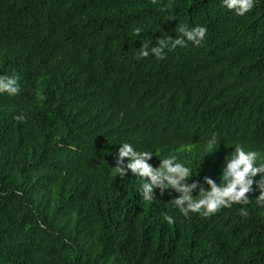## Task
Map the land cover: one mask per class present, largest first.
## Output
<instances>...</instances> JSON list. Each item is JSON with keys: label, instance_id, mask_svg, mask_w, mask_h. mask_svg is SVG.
Returning a JSON list of instances; mask_svg holds the SVG:
<instances>
[{"label": "trees", "instance_id": "16d2710c", "mask_svg": "<svg viewBox=\"0 0 264 264\" xmlns=\"http://www.w3.org/2000/svg\"><path fill=\"white\" fill-rule=\"evenodd\" d=\"M181 26H205L203 43L137 58ZM13 75L20 92L0 94V264H264L255 185L246 205L184 217L175 191L146 202L141 179L113 168L129 143L154 168L176 156L207 189L234 143L264 155V0L243 17L222 0H0V76Z\"/></svg>", "mask_w": 264, "mask_h": 264}, {"label": "clouds", "instance_id": "9594fccd", "mask_svg": "<svg viewBox=\"0 0 264 264\" xmlns=\"http://www.w3.org/2000/svg\"><path fill=\"white\" fill-rule=\"evenodd\" d=\"M157 2V0H153ZM256 0H222V6L233 12L236 16L243 17L252 11ZM143 32L142 27H135L133 35L138 36ZM180 36L173 39L165 37L158 41V46L149 47L143 44L137 51V58H147L149 54L157 59H164L165 50L172 51L177 46L184 47L187 42L194 46H200L205 40L207 29L205 26H196L189 29L187 26L179 28ZM19 77L0 76V94L7 93L15 96L20 92ZM23 119V117H19ZM216 133H212L205 140L207 153L215 151L219 144ZM234 151L231 158L225 162L221 172V182L217 183L209 177H205L208 188L199 187L197 182L187 183L191 179L193 170L187 163L179 162L176 156H168L160 159L159 166L153 167L147 161L153 156L151 151H137L129 143L121 144L118 149L114 174L123 178L130 170L133 176L142 181L140 194L144 201L152 202L156 199L155 190H159L163 196L166 190H173L178 195L171 199L173 206L184 217L198 213L203 217L215 215L222 208H231L233 204L246 205L249 203L248 194L254 191L253 185L259 191L257 202L264 204V155L255 150H245L239 143H234ZM125 158L127 163L125 164ZM259 175V179H254ZM239 214L242 217L248 215L246 208H241ZM168 223L173 222V217L164 216Z\"/></svg>", "mask_w": 264, "mask_h": 264}]
</instances>
